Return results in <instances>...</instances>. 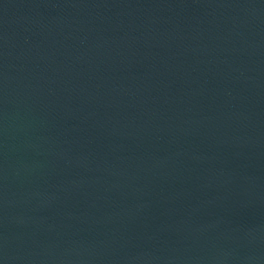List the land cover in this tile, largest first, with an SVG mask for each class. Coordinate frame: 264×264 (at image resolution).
Returning a JSON list of instances; mask_svg holds the SVG:
<instances>
[{"label":"water","instance_id":"water-1","mask_svg":"<svg viewBox=\"0 0 264 264\" xmlns=\"http://www.w3.org/2000/svg\"><path fill=\"white\" fill-rule=\"evenodd\" d=\"M0 264H264V0H0Z\"/></svg>","mask_w":264,"mask_h":264}]
</instances>
